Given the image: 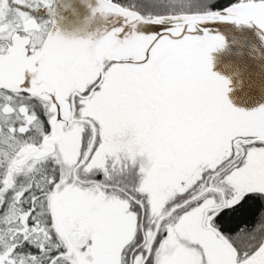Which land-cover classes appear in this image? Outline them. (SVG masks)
Here are the masks:
<instances>
[{
    "label": "snow or ice",
    "instance_id": "snow-or-ice-1",
    "mask_svg": "<svg viewBox=\"0 0 264 264\" xmlns=\"http://www.w3.org/2000/svg\"><path fill=\"white\" fill-rule=\"evenodd\" d=\"M84 3L78 38L0 0V264H264V106L210 55L264 0Z\"/></svg>",
    "mask_w": 264,
    "mask_h": 264
},
{
    "label": "water",
    "instance_id": "water-1",
    "mask_svg": "<svg viewBox=\"0 0 264 264\" xmlns=\"http://www.w3.org/2000/svg\"><path fill=\"white\" fill-rule=\"evenodd\" d=\"M53 19L57 29L69 37L83 38L101 26L84 0H57ZM210 34L225 41L222 50L210 55L211 71L229 81L228 101L244 111L264 106V41L260 39L264 32L255 25L218 23Z\"/></svg>",
    "mask_w": 264,
    "mask_h": 264
},
{
    "label": "flooded vegetation",
    "instance_id": "flooded-vegetation-1",
    "mask_svg": "<svg viewBox=\"0 0 264 264\" xmlns=\"http://www.w3.org/2000/svg\"><path fill=\"white\" fill-rule=\"evenodd\" d=\"M56 2H57V0H55V4H56ZM41 16L44 17L45 19L47 18L46 14H43V12H41ZM260 211H261V208L259 205L254 206L253 212L249 216L250 217L249 220H251V222H249L247 224L248 227H251L256 222V219L259 216Z\"/></svg>",
    "mask_w": 264,
    "mask_h": 264
},
{
    "label": "trees",
    "instance_id": "trees-1",
    "mask_svg": "<svg viewBox=\"0 0 264 264\" xmlns=\"http://www.w3.org/2000/svg\"><path fill=\"white\" fill-rule=\"evenodd\" d=\"M250 219V217H248V219H247V224L249 223V222H251V220H249Z\"/></svg>",
    "mask_w": 264,
    "mask_h": 264
}]
</instances>
